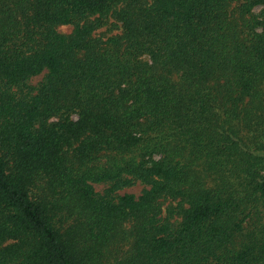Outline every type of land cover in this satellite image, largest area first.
<instances>
[{"label": "trees", "instance_id": "trees-1", "mask_svg": "<svg viewBox=\"0 0 264 264\" xmlns=\"http://www.w3.org/2000/svg\"><path fill=\"white\" fill-rule=\"evenodd\" d=\"M0 264H264V0H0Z\"/></svg>", "mask_w": 264, "mask_h": 264}, {"label": "rangeland", "instance_id": "rangeland-1", "mask_svg": "<svg viewBox=\"0 0 264 264\" xmlns=\"http://www.w3.org/2000/svg\"><path fill=\"white\" fill-rule=\"evenodd\" d=\"M58 31L60 33H62V34H69L72 31V27H70V26H62V27L58 28ZM98 32H99V34H102V35L103 34H107L106 28H103V29L99 30ZM116 32L117 31H113V33H116ZM42 77L43 76L40 75L38 77L32 78L30 80V84L31 85H36L38 82L41 81ZM96 188H97L98 191H102L103 186L102 185H98V186H96ZM142 189H143V186L140 185L139 183H137V184H135L134 186H132L130 188H126V189L120 191L119 194L128 193V194H133L135 196H138L141 193Z\"/></svg>", "mask_w": 264, "mask_h": 264}]
</instances>
